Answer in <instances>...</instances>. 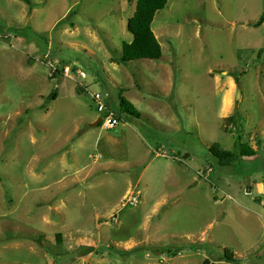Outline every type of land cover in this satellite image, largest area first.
<instances>
[{"label":"rangeland","instance_id":"1","mask_svg":"<svg viewBox=\"0 0 264 264\" xmlns=\"http://www.w3.org/2000/svg\"><path fill=\"white\" fill-rule=\"evenodd\" d=\"M29 1L0 0V264H264V0H168L126 64L136 0ZM119 87L141 118L92 125Z\"/></svg>","mask_w":264,"mask_h":264},{"label":"trees","instance_id":"2","mask_svg":"<svg viewBox=\"0 0 264 264\" xmlns=\"http://www.w3.org/2000/svg\"><path fill=\"white\" fill-rule=\"evenodd\" d=\"M26 4H29V0H21ZM168 0H136L135 10L133 14L127 19L126 29L131 34V40L129 42H123L121 44L120 52L112 58V62L117 64H126L131 61L147 59V60H159L162 57L161 45L156 38L152 30V22L155 13L164 9L167 5ZM264 22V13L260 15L258 20L253 23V26H260ZM59 74H63V68L54 70ZM54 73L50 75V78H54ZM237 81V79H236ZM126 87H119L118 106L116 109H112L108 103V96L105 98L106 109L112 112L118 121H122L124 118L136 119L141 118L140 112L126 100L122 93L127 90ZM58 90H52L46 97V101H51L57 98ZM105 93V92H104ZM239 115L234 114L224 119V122L232 125L233 127L238 126ZM101 125V123H99ZM98 125V126H99ZM211 154L217 160L220 166L228 167L232 166L236 161L242 157L254 156L257 153V149H253L245 142H240V137L234 142L232 150H222L217 146L211 148ZM57 238L60 239L59 234ZM224 259L230 263H237V259L232 256H227L224 253Z\"/></svg>","mask_w":264,"mask_h":264},{"label":"built area","instance_id":"3","mask_svg":"<svg viewBox=\"0 0 264 264\" xmlns=\"http://www.w3.org/2000/svg\"><path fill=\"white\" fill-rule=\"evenodd\" d=\"M80 75L82 78L85 77V74L82 72H80ZM91 96L95 105V109L99 113L102 126L109 127L111 129L117 126V124L119 123L118 119L112 112H109L106 109L105 98L107 97V93L97 92L91 94ZM138 198V193H132L125 198L126 204L131 206L136 205V203H138ZM165 264H168V262L165 261Z\"/></svg>","mask_w":264,"mask_h":264},{"label":"crops","instance_id":"4","mask_svg":"<svg viewBox=\"0 0 264 264\" xmlns=\"http://www.w3.org/2000/svg\"><path fill=\"white\" fill-rule=\"evenodd\" d=\"M117 64V63H116ZM130 89L128 88L127 90H125L123 92V94H128L130 93ZM134 96V95H133ZM138 95L134 96L135 98H137ZM228 94L225 96V99H224V102H223V108L224 109H227L228 106H229V98H228ZM128 128H132V127H128ZM131 130H134V129H131ZM134 132H137V131H134ZM256 190H257V194H261L260 192H262L264 190V187H263V184L262 183H257L256 185Z\"/></svg>","mask_w":264,"mask_h":264},{"label":"water","instance_id":"5","mask_svg":"<svg viewBox=\"0 0 264 264\" xmlns=\"http://www.w3.org/2000/svg\"><path fill=\"white\" fill-rule=\"evenodd\" d=\"M98 122H100V118L92 125L96 126L98 124Z\"/></svg>","mask_w":264,"mask_h":264}]
</instances>
